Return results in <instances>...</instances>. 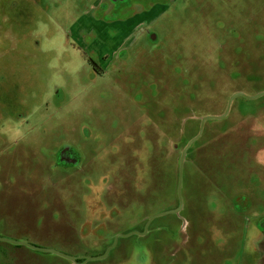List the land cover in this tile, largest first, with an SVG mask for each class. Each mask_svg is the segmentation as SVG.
I'll list each match as a JSON object with an SVG mask.
<instances>
[{
    "label": "rangeland",
    "instance_id": "rangeland-1",
    "mask_svg": "<svg viewBox=\"0 0 264 264\" xmlns=\"http://www.w3.org/2000/svg\"><path fill=\"white\" fill-rule=\"evenodd\" d=\"M31 8L41 36L13 57L22 110L0 116V237L95 258L116 236L143 234L151 218L178 207L177 150L197 136L199 119L223 115L233 94L264 92V0H36ZM66 145L95 163L96 179L55 170ZM121 147L129 172L120 160L113 180L108 154ZM33 150L39 164L24 157ZM138 163L152 172L140 173L133 191ZM182 198L179 216L157 218L145 237L121 239L106 259L86 264H151L164 238L158 264H230L228 253H248L264 233V97L237 98L226 119L205 124L184 165ZM88 208L102 234L89 237L93 228L77 223L91 219ZM104 210L111 214L99 217ZM0 264L71 263L0 244Z\"/></svg>",
    "mask_w": 264,
    "mask_h": 264
},
{
    "label": "flooded vegetation",
    "instance_id": "flooded-vegetation-1",
    "mask_svg": "<svg viewBox=\"0 0 264 264\" xmlns=\"http://www.w3.org/2000/svg\"><path fill=\"white\" fill-rule=\"evenodd\" d=\"M27 0H0V40L3 44L4 47V52L0 55V116H7L8 114H20L19 112L22 110V106L17 103V98H18V90L21 87L22 84V76L21 72H14V66L13 63V57L15 53L17 52L20 54L22 58V50L24 47V41H26L29 44H37V40L40 38L41 34H38L40 30L38 29V22L42 21L39 20L40 17H36V14L32 11L31 8V3H35L36 0H30V3L24 4V2ZM21 5L22 6V11L19 12L16 8ZM12 6V12L10 11V7ZM17 34H21L20 39L18 37H15L14 39H11V41L8 42L9 38L14 37ZM37 33V34H34ZM10 35V37L7 38V36ZM147 38H150L151 41L153 42L155 37L152 36L150 32H147L146 35ZM12 42V43H11ZM48 71H52L53 67L47 66L46 67ZM49 92L51 94H54L55 92L57 93V96L59 95L61 97V90L57 88L55 85L51 86L49 89ZM257 95V94H256ZM255 96V95H254ZM200 121V120H199ZM205 127V126H204ZM199 129H200V123H199ZM201 139V138H200ZM189 141V140H188ZM185 144V146L181 149L180 154H178V163L180 166V158L182 155L183 150L186 148V146L189 144ZM198 143V142H196ZM195 143V144H196ZM191 146L189 149L186 157H185V162L184 165H186V159L189 156V153L192 151L194 145ZM123 149L124 147H121L119 151L115 154H112L109 152V157L113 160L110 162V169L112 172L109 174L110 177L114 180L115 175L117 173L116 169V163H118L120 160L123 161L125 165V169L123 172V176L126 178L125 173L129 172L128 171V165L125 164V156L123 154ZM154 152V148H152V153ZM179 153V150H177ZM38 153V155H37ZM33 156L28 155V153H24V157H26V160L30 161H36L37 164H39V157H40V152L33 150ZM59 155L57 158H55V163L53 164L55 167V170L57 168H63L66 170L67 168H73V169H79L80 171H83L85 169L86 172L85 178H90V179H96L97 175L93 172L94 170V165L95 163L91 160V162H86L84 157L78 152L76 148H73L71 146H63L62 148L59 149L57 152ZM163 155V154H162ZM121 156V157H120ZM40 163L42 164V161L40 160ZM47 164V163H46ZM64 164V165H63ZM52 165V166H53ZM146 166H149V163H147L144 168H142L141 164L138 163L136 164V186L132 184L131 182V188L132 190L139 189L140 185L138 182H142V178L139 174L141 170H145ZM186 167V166H185ZM23 168V165H22ZM43 169V166L42 168ZM161 172L163 171V167H160ZM34 172V171H33ZM130 179L134 180L130 175H128ZM150 176V175H149ZM179 176V168H178V175ZM183 177H184V169H183ZM159 178V175H158ZM130 187V183L128 182V188ZM178 187V186H177ZM183 189V187H182ZM151 194V193H150ZM176 194H177V189H176ZM152 195V194H151ZM119 197V196H118ZM177 198V195H176ZM165 199V198H164ZM245 198L240 199L238 202L242 201ZM138 200H141V197L138 196ZM163 200V198H162ZM178 200V198H177ZM238 204V203H237ZM135 205H138V202ZM143 206L145 207V200H143ZM178 206H179V201H178ZM237 206V205H236ZM246 206V204H245ZM244 209V207H242ZM126 210H129V203L124 202L122 212H125ZM88 214L91 216L92 219L90 220H85V221H78V224H84V222H89L90 224H94L95 220V212L90 210L88 208ZM111 214V212L108 211H101L99 212V217H104ZM142 218V217H140ZM147 218L143 217L142 221L134 222V224H139L141 222H146ZM101 223L104 225V222L101 221ZM90 226V225H88ZM2 238V237H0ZM116 238V237H115ZM122 239H129V238H122ZM165 239V238H164ZM164 239H156L157 242H160V246L158 250H153V260L151 264H155L154 261L156 260V264L162 263L159 255L161 254V247H162V242ZM115 240V239H114ZM121 240V239H119ZM119 242V241H118ZM154 242V240H153ZM194 244L201 247L204 245V239L196 238L193 240ZM114 243V241H113ZM112 243V245H113ZM3 244V243H0ZM186 244L189 247V254L192 251L191 244L192 240L187 236L186 237ZM111 245V246H112ZM110 245L108 246L107 250L111 247ZM118 246V244H117ZM115 249V248H114ZM106 250V251H107ZM113 250V249H112ZM111 250V251H112ZM139 249H135V251H138ZM105 251V253H106ZM58 252V251H57ZM61 253V252H60ZM104 253V254H105ZM111 253V252H110ZM104 254L100 255L103 256ZM98 256V257H100ZM227 261L230 264H264V233L261 236V240L253 242L252 249L248 251V253H244V251H238L236 253H228L227 256ZM75 258V257H73ZM77 263L83 264L85 262L84 258H76ZM102 261V260H101ZM90 262V261H89ZM88 263V262H87ZM86 264V263H84Z\"/></svg>",
    "mask_w": 264,
    "mask_h": 264
},
{
    "label": "water",
    "instance_id": "water-1",
    "mask_svg": "<svg viewBox=\"0 0 264 264\" xmlns=\"http://www.w3.org/2000/svg\"><path fill=\"white\" fill-rule=\"evenodd\" d=\"M262 97H264V92H261V93L255 95V96H248L247 94H244V93H236V94H233L229 98L228 105H227V109H226V111H225V113L223 115H221V116H206L204 118L199 119L200 120L199 133L197 134V136L195 138H193L189 142V144L183 150L182 155H181V158H180L179 176H178V187H177V198H178V201H179V206L175 210H173V211L165 212V213H162V214L160 213V214L154 216L153 218H151L147 222V225L145 227V230H144L143 234H138V233L132 232V233H129V234L124 235V236H118V237H116L115 240H114L113 245L106 251V253L103 256L85 259V262L84 263H87L89 261H101V260L106 259L109 256L111 250L114 249L117 246L119 239H122V238H131V237H134V236H136V237H145L148 234V228H149V226L152 224V222L154 220H156L159 217H167V216H172V215L179 216V214L183 210L182 187H183V169H184L185 157H186L189 149L191 148V146L193 144H195L196 142H198L200 140V138L202 137L205 124L208 121L220 122V121H223L224 119H226L228 117L229 113H230L231 106H232L233 102L237 98H243V99L248 100V101H256V100H258V99H260ZM245 204H247V200L246 199H243L242 201H240V203L238 202V204L236 206V209L241 210L242 209V206L245 205ZM0 243L8 244V245H13V246H25V247H28V248L36 251V252H40V253H44V254H56V255H58L60 257H63L65 259L69 260L70 262H72L74 264H79V263H77V260L78 259L73 258V257H70V256H67V255L62 254L60 252H57L55 250H43V249L35 248V247H33L31 245H28V244H25V243L13 242L11 240H7V239H3V238H0Z\"/></svg>",
    "mask_w": 264,
    "mask_h": 264
},
{
    "label": "bare ground",
    "instance_id": "bare-ground-1",
    "mask_svg": "<svg viewBox=\"0 0 264 264\" xmlns=\"http://www.w3.org/2000/svg\"><path fill=\"white\" fill-rule=\"evenodd\" d=\"M124 187H125V184L124 183H122V182H119V186H118V188H117V191L115 190V192H114V195H116L117 194V196H120L119 198H118V203H119V205L120 204H122V208H123V204H124V202H125V196H126V191H125V189H124ZM181 214V213H180ZM179 214V215H180ZM92 219V218H91ZM93 220H95V219H93ZM96 221V220H95ZM187 223L188 222H186L185 220H183V227L186 225L187 226ZM97 224H102V223H97ZM84 225H90L91 226V228H93L92 230H89V232H88V234H87V236H89V237H93V236H91V235H93V234H99V233H101L102 234V232H100L99 231V229L97 228V226H94V225H92V224H90L89 222H84ZM183 227H181L180 228V233L183 235V236H185V238L187 237V234H188V230H185V232H183ZM189 227V226H188ZM185 229H186V227H185ZM189 229V228H188ZM182 231V232H181ZM97 232H99V233H97ZM86 236V239H89L88 237ZM119 236H124V235H119ZM116 237H118V236H116ZM3 239H5V238H3ZM8 240V239H7ZM87 244H89V245H93L94 243H92V242H88ZM53 255V254H52ZM67 261H69V260H67ZM70 262V261H69ZM71 264H74V263H72V262H70Z\"/></svg>",
    "mask_w": 264,
    "mask_h": 264
},
{
    "label": "trees",
    "instance_id": "trees-1",
    "mask_svg": "<svg viewBox=\"0 0 264 264\" xmlns=\"http://www.w3.org/2000/svg\"><path fill=\"white\" fill-rule=\"evenodd\" d=\"M180 152H181V150H179V154H180ZM146 173V175H147V177L149 178V175H150V173L152 172V170H151V168L149 167V166H146V169L145 170H141L140 172H139V174L141 173ZM159 173H160V170H159V168L157 169V173H156V175H155V177L154 178H157V176L159 175ZM159 188V186L157 185V189ZM178 206V200H177V204H176V207Z\"/></svg>",
    "mask_w": 264,
    "mask_h": 264
}]
</instances>
